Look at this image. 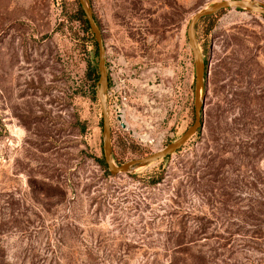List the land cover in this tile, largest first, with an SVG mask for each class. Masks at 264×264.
<instances>
[{"label":"rangeland","instance_id":"obj_1","mask_svg":"<svg viewBox=\"0 0 264 264\" xmlns=\"http://www.w3.org/2000/svg\"><path fill=\"white\" fill-rule=\"evenodd\" d=\"M90 1L120 164L192 123L186 29L220 0ZM79 7L0 0V264H264V16L228 8L197 23L202 128L168 157L114 175L98 162L96 44Z\"/></svg>","mask_w":264,"mask_h":264},{"label":"water","instance_id":"obj_2","mask_svg":"<svg viewBox=\"0 0 264 264\" xmlns=\"http://www.w3.org/2000/svg\"><path fill=\"white\" fill-rule=\"evenodd\" d=\"M77 1L81 11L84 14L89 29L93 35V40L96 44L98 72L96 91L102 120V155L108 172L114 175L128 173L136 168L145 166L165 156L173 154L174 152L179 150L182 145L185 144L199 129L202 128L203 108L205 101L204 91L208 75V62L205 63V58L200 48L198 37L196 34V25L199 20L205 16L215 14L219 10L228 8L245 9L249 12L264 16V4L255 0H220L213 2L207 7L201 8L192 15L186 29L188 44L192 52L194 63V118L192 123L178 138L170 141L164 147L153 151L149 155L142 158L131 159L126 162L117 164L113 158L111 122L106 98L108 88V72L106 66L105 44L102 36V30L95 17L91 1ZM122 126L126 127L124 123H122Z\"/></svg>","mask_w":264,"mask_h":264},{"label":"trees","instance_id":"obj_3","mask_svg":"<svg viewBox=\"0 0 264 264\" xmlns=\"http://www.w3.org/2000/svg\"><path fill=\"white\" fill-rule=\"evenodd\" d=\"M78 13H79V18L81 19V21H82V23H83V25H84V27H85V29L87 30V31H89V26H88V24H87V21H86V19H85V17H84V14H83V12L81 11V9H80V7H79V9H78ZM213 17V14L212 15H209V16H205V17H203V18H201L200 20H202V19H208V18H212ZM199 20V21H200ZM207 61L205 60V63H206ZM87 75H88V77H90V78H93V80H96L97 81V78H98V72H97V68L94 66L93 68H89V70H88V72H87ZM111 82H109V84H110ZM200 130V129H199ZM165 157H168V156H165ZM98 162H99V164L106 170V164H105V162H104V159H103V157H100V158H98Z\"/></svg>","mask_w":264,"mask_h":264},{"label":"flooded vegetation","instance_id":"obj_4","mask_svg":"<svg viewBox=\"0 0 264 264\" xmlns=\"http://www.w3.org/2000/svg\"><path fill=\"white\" fill-rule=\"evenodd\" d=\"M98 21V20H97ZM99 23V22H98ZM99 25H100V23H99ZM100 28H101V26H100ZM102 30V29H101ZM102 36H103V31H102ZM103 40H104V37H103ZM104 44H105V42H104ZM107 66V65H106ZM130 67H131V65H130ZM107 72H108V68H107ZM133 75V70H131V72H130V74H129V76L128 77H131ZM112 81V77H110L109 76V72H108V85H109V82H111ZM125 116V111H120V114L118 115H116V119L119 121V124H120V126L122 127V128H127V124L123 121L124 119H123V117ZM122 123H124V125H126V127H123L122 126Z\"/></svg>","mask_w":264,"mask_h":264},{"label":"built area","instance_id":"obj_5","mask_svg":"<svg viewBox=\"0 0 264 264\" xmlns=\"http://www.w3.org/2000/svg\"><path fill=\"white\" fill-rule=\"evenodd\" d=\"M110 75H111V74H110ZM110 88H111V87H110V84H109V85H108V88H107V94H106V97H107L108 95H110V93H111V92H110ZM114 106H115L116 114L119 115V114H120V111L123 110L122 107H119V106L117 105V103H115Z\"/></svg>","mask_w":264,"mask_h":264},{"label":"bare ground","instance_id":"obj_6","mask_svg":"<svg viewBox=\"0 0 264 264\" xmlns=\"http://www.w3.org/2000/svg\"><path fill=\"white\" fill-rule=\"evenodd\" d=\"M148 139V138H147Z\"/></svg>","mask_w":264,"mask_h":264}]
</instances>
